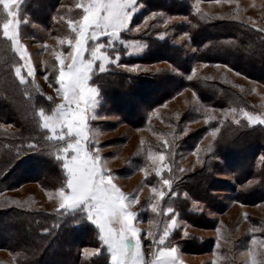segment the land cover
<instances>
[{"label": "rangeland", "instance_id": "rangeland-1", "mask_svg": "<svg viewBox=\"0 0 264 264\" xmlns=\"http://www.w3.org/2000/svg\"><path fill=\"white\" fill-rule=\"evenodd\" d=\"M81 2L86 0H59L55 7L41 4L35 6V9H29L26 0H20L18 9L16 4L11 5L13 11L18 10V15L14 18L19 21L18 39L25 47L34 76H27L24 61L15 52L11 42L3 38L9 45L5 53L10 59L11 76L13 74L16 77L15 67H22V75L27 77V82L24 83L25 89H28L26 98L32 100L37 114L40 108L51 114L55 105L62 102V96L56 91L59 87L56 83L59 64L54 53L63 52L65 65L70 63L71 57L67 55L70 49L67 43L61 44L60 40L74 38L68 21L79 18L82 10L76 5ZM191 4L195 11L199 9L198 12L204 15L236 17L264 27V0H193ZM144 10L145 5L136 0V10L131 16L129 28L121 32L120 40L114 41L113 47L104 49L110 57L106 70L99 72V61L96 62L89 81L98 89L96 103L89 111V147L99 148L101 164L111 173L113 183L125 194L139 197V203L133 205L132 210L137 212L134 224L140 229L142 251L146 260L152 259L151 253L155 250V245L149 247L152 241L147 235L148 231H154L158 239L166 224L172 223L175 217L176 227L171 230L165 244L178 249V264H251L250 252L255 253L259 262L264 259V202L244 204L235 201V195L231 192L212 191L219 207L227 206L223 210L214 211L188 191L194 185V174L200 171L210 152L209 145L212 148L219 132L215 138L211 133L214 129H219L221 121L236 124L239 120L240 123L249 124L241 109L264 118V84L220 63L195 62L189 73H182L165 60L133 62L132 58L146 50L143 38L147 34L157 35L159 39L170 36L171 41L179 43L187 53L193 51L187 34L179 33L172 24L183 18L164 15V19L159 22L156 14L150 12L145 15ZM7 19L9 18L3 5L0 4V37H3L2 24ZM145 22L147 26H144ZM147 28L155 32L149 33ZM121 41L131 43L126 46ZM99 42L107 45L108 37H100ZM117 69L128 77L124 86H118L114 81ZM164 74H169L173 81H164L163 88L160 87L162 81L159 82L157 78ZM16 79L19 80L17 77ZM190 82L227 86L243 99H236L238 105L220 108L208 106L189 87ZM167 93L164 101L156 105L150 104L158 95L165 96ZM36 95L43 96L46 102L34 103ZM48 97L52 99L49 100ZM16 105L21 108L22 104L16 102ZM37 125L46 131L45 138L50 146L56 145L54 149L50 147L48 155L44 153V157L47 161H52L55 168L60 165L59 175L63 174L66 181L62 162L57 159L58 150L64 145L48 139L50 133L42 127L39 115ZM0 132H17V129L14 124H0ZM25 146V153L32 154L33 159H37V151L28 149L29 145ZM160 152L165 155L163 162L149 159L150 153ZM165 164L168 167H164ZM50 167L48 163H43L41 167L27 163V170L21 176L16 172L14 175L25 181L14 189L0 193V208L15 206L24 210L57 211L60 203L58 190L65 181L59 187L44 186L42 182H49L51 175H47L45 179L40 176L44 174L45 168ZM158 167L162 168L160 176L156 175ZM211 173L213 177L226 181H230L235 175L225 168L221 172L216 170ZM163 179L172 181L171 190L163 185ZM153 187L167 193L160 202L158 213L151 211V205L156 203ZM169 207L173 209L171 213L167 212ZM70 211L82 214L88 224L96 227L82 209ZM186 215L189 216L188 219H185ZM192 218L198 221L201 219L210 225L202 227L201 223H196ZM96 229L99 239V230L97 227ZM78 238L80 239L79 236ZM74 243L78 245L77 242ZM100 243L102 244L101 241ZM128 243L131 244V241ZM84 245L80 248L83 259L94 255V250L98 249L88 243ZM102 246L111 264L107 246ZM0 264L18 263L15 255L1 248Z\"/></svg>", "mask_w": 264, "mask_h": 264}, {"label": "trees", "instance_id": "trees-1", "mask_svg": "<svg viewBox=\"0 0 264 264\" xmlns=\"http://www.w3.org/2000/svg\"><path fill=\"white\" fill-rule=\"evenodd\" d=\"M58 1L26 0V4L29 9H35L41 4L55 7ZM139 1L145 5L143 14L152 12L159 22L164 15L183 18L172 24L179 33L187 34L193 51L187 53L179 43L172 42L170 36L159 39L157 35L147 34L143 38L147 48L141 55L132 58L133 62L165 60L182 73H189L195 62L220 63L264 84V32L260 31L261 27L236 17L204 15L195 11L191 4L193 0ZM146 30L155 32L150 28ZM3 38L0 37V124H14L17 132H0V193L14 189L25 181L14 174L18 172L21 176L27 170V163L37 167L48 163L51 167L45 168L40 178L51 176L49 182L42 184L59 187L65 181L64 175H59L60 165L55 168L52 161L44 157V153L48 155L49 148L54 149L56 145L50 146L45 138L46 131L37 125L38 114L33 109L32 100L26 98L28 89H25V84H21L13 74L11 76L10 59L5 53L9 45ZM127 79L125 73L118 69L115 71L114 81L118 86L126 85ZM157 79L162 81L160 87L163 88L164 81H173L169 74ZM191 82L189 87L193 88L203 104L219 108L239 104L236 99L240 96L227 86ZM158 96L150 104L164 101L168 93ZM33 99L36 104L46 102L41 95ZM16 102L22 104L21 108ZM25 145L35 146L37 159L25 153ZM223 168L235 174L230 181L212 176L211 172H221ZM192 183L194 185L188 192L214 211L227 206L219 207L212 191L231 192L235 201L244 204L264 202V125L221 123L212 150L206 155L200 171L194 174ZM188 217L186 215L185 219ZM84 219L76 211L60 215L58 211L24 210L15 206L0 208V249L5 248L15 255L18 264H110L96 227ZM201 221L195 222L201 223L202 227L210 225ZM86 243L100 251L83 259L80 248Z\"/></svg>", "mask_w": 264, "mask_h": 264}, {"label": "snow or ice", "instance_id": "snow-or-ice-1", "mask_svg": "<svg viewBox=\"0 0 264 264\" xmlns=\"http://www.w3.org/2000/svg\"><path fill=\"white\" fill-rule=\"evenodd\" d=\"M19 2L20 0H0L9 18L2 24V33L24 61L23 67L27 68V76L31 77L34 76V69L25 47L19 42V21L14 19L18 15V10L13 11L11 8V5L16 4L18 9ZM76 7L82 10L79 18L68 21V27L74 33V38L60 40L61 44L67 43L70 49L67 54L71 57L70 63L65 65L63 52L54 53L59 64L56 75V83L59 87L56 91L62 96V102L55 105L51 114H47L43 108L38 111L42 127L50 133L48 139L64 145L58 150L57 155L66 176L65 183L58 190L60 203L57 211L60 215L76 208L86 212L88 219L99 230V240L107 246L111 264H178L176 256L178 249L165 244L171 230L176 227L175 217L172 223L166 224L158 239L154 231H148L147 235L152 241L149 247L155 245V250L151 253L152 259L146 260L142 251L140 229L134 224L137 212L132 210V206L139 203V197L122 192L113 183L111 173L102 166L99 148L89 147L91 144L89 111L95 105L98 96V89L89 81L97 61H99V72L106 70L110 57L104 49L113 47V42L120 40L121 32L129 28L131 16L136 10V0H86L78 3ZM144 26H147V22ZM260 31L264 32V27ZM103 36L108 37L107 45L99 42V38ZM121 42L126 46L131 43ZM15 75L21 84L27 82V77L22 75V67H15ZM48 99L52 98L48 97ZM232 111L234 112L235 109ZM241 112L249 124L264 125V118L261 115L243 109ZM236 123L240 121L237 120ZM217 132H219L218 128L212 131L213 138L216 137ZM96 143L98 145L99 142ZM34 147L29 145V149ZM208 150H212L211 145ZM149 159L163 162L164 152L150 153ZM164 167L168 165L165 164ZM161 171L162 168L158 167L156 175L160 176ZM163 185L171 190L172 181L163 179ZM152 192L156 203L151 205V211L158 213L160 202L167 193L164 190H157L156 187L152 188ZM172 211L171 207L167 208V212ZM129 241L131 244L128 243ZM99 251L96 249L93 254ZM250 255L251 264H264V259L257 261L254 252H250Z\"/></svg>", "mask_w": 264, "mask_h": 264}]
</instances>
